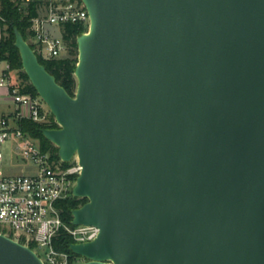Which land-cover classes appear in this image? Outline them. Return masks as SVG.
<instances>
[{"label":"water","instance_id":"water-1","mask_svg":"<svg viewBox=\"0 0 264 264\" xmlns=\"http://www.w3.org/2000/svg\"><path fill=\"white\" fill-rule=\"evenodd\" d=\"M71 95L22 33V67L81 170L79 264H264V0H82ZM0 264H44L0 232Z\"/></svg>","mask_w":264,"mask_h":264},{"label":"built area","instance_id":"built-area-1","mask_svg":"<svg viewBox=\"0 0 264 264\" xmlns=\"http://www.w3.org/2000/svg\"><path fill=\"white\" fill-rule=\"evenodd\" d=\"M37 10L38 14L31 18L29 41L36 54L45 59L68 54L69 44L64 38L67 23L81 24L88 29L89 14L82 0H38ZM7 72L8 67L2 73L0 84L7 83ZM11 91L16 102L29 107V117L46 120L40 113L42 102L38 98L17 88ZM18 117H22L20 112ZM10 140L14 141L15 154L26 163V170L5 173L4 154L0 149V232L26 245L33 244L44 264H79L85 260L83 256L54 247V240L62 231L72 237V242L91 240L99 231L95 225L69 224L61 217L60 201L68 197L82 198L72 191L81 170L77 156L65 162L58 152L55 157L51 148L43 149L37 139L1 118L0 145Z\"/></svg>","mask_w":264,"mask_h":264},{"label":"trees","instance_id":"trees-1","mask_svg":"<svg viewBox=\"0 0 264 264\" xmlns=\"http://www.w3.org/2000/svg\"><path fill=\"white\" fill-rule=\"evenodd\" d=\"M38 0H0V61L8 63L9 70H17L19 82L11 86L17 88L21 93H28L33 98H40L37 90L31 84L27 74L23 70L21 57L18 48L14 45L15 34L14 28H17L23 37L29 42L33 48V44L29 41L32 34L31 18L38 14ZM85 27L77 23H67L65 25L64 38L68 41L69 52L66 56L52 59H45L37 54L39 61L45 65L46 69L52 73L57 82L73 95L76 90V78L74 69L78 60V47L76 37L83 32ZM40 113L43 114V108H40ZM46 120H34L32 117L22 116L16 121V125L27 135L37 139L43 149L51 148L54 151V156L57 157V146L51 143L42 133V128L58 127L53 114L46 117ZM67 164V163H65ZM87 198L68 197L59 202L61 208L62 219L71 223L72 208L83 204ZM73 241L72 237L66 232H61L54 240V247L62 251H71L69 244ZM34 247L33 244L30 245Z\"/></svg>","mask_w":264,"mask_h":264},{"label":"crops","instance_id":"crops-1","mask_svg":"<svg viewBox=\"0 0 264 264\" xmlns=\"http://www.w3.org/2000/svg\"><path fill=\"white\" fill-rule=\"evenodd\" d=\"M1 37V31H0ZM8 63L6 61H0V79L2 73L7 69ZM17 70H9L7 72V83L0 84V119L6 118L11 126L16 125V121L19 118L18 113L20 112L22 116H29V107L27 105H22L13 99L11 86L18 83ZM10 148L13 147L14 141H8ZM13 150V149H12ZM14 152V150H13Z\"/></svg>","mask_w":264,"mask_h":264},{"label":"rangeland","instance_id":"rangeland-1","mask_svg":"<svg viewBox=\"0 0 264 264\" xmlns=\"http://www.w3.org/2000/svg\"><path fill=\"white\" fill-rule=\"evenodd\" d=\"M43 115L46 117L50 114V110L47 104L42 100ZM47 119V118H46ZM8 141L0 145V149L3 151L4 158L2 168L7 174L21 173L26 170V163L22 162L20 158L13 152V148H10ZM38 252V248L36 249Z\"/></svg>","mask_w":264,"mask_h":264}]
</instances>
